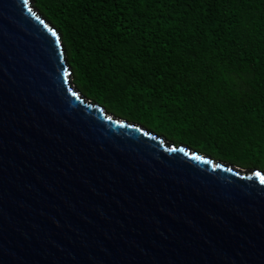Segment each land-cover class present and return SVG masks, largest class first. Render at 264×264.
Instances as JSON below:
<instances>
[{
	"label": "water",
	"instance_id": "95a60500",
	"mask_svg": "<svg viewBox=\"0 0 264 264\" xmlns=\"http://www.w3.org/2000/svg\"><path fill=\"white\" fill-rule=\"evenodd\" d=\"M0 264H264V172L114 114L33 0H0Z\"/></svg>",
	"mask_w": 264,
	"mask_h": 264
},
{
	"label": "trees",
	"instance_id": "16d2710c",
	"mask_svg": "<svg viewBox=\"0 0 264 264\" xmlns=\"http://www.w3.org/2000/svg\"><path fill=\"white\" fill-rule=\"evenodd\" d=\"M114 114L264 172V0H33Z\"/></svg>",
	"mask_w": 264,
	"mask_h": 264
}]
</instances>
